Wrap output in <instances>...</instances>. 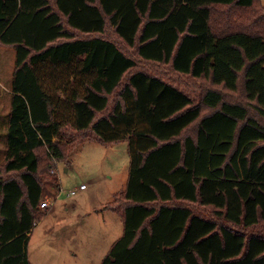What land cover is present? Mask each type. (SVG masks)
<instances>
[{
	"label": "trees",
	"instance_id": "obj_1",
	"mask_svg": "<svg viewBox=\"0 0 264 264\" xmlns=\"http://www.w3.org/2000/svg\"><path fill=\"white\" fill-rule=\"evenodd\" d=\"M0 45L16 52L0 264H32L60 163L124 141L106 205L124 232L102 264H264L263 0H0Z\"/></svg>",
	"mask_w": 264,
	"mask_h": 264
},
{
	"label": "rangeland",
	"instance_id": "obj_2",
	"mask_svg": "<svg viewBox=\"0 0 264 264\" xmlns=\"http://www.w3.org/2000/svg\"><path fill=\"white\" fill-rule=\"evenodd\" d=\"M15 62V50L0 45V163L6 155L4 136ZM200 92L194 90L192 93L196 96ZM129 171L127 141L109 147L89 142L72 154L68 164L60 163L57 180L61 192L57 194L54 184L48 185L50 189L45 196L53 206L47 212L40 210L44 216L36 224L29 245L31 263L102 264L114 243L122 237L124 225L120 216L112 211L91 210L111 202L124 179L127 187ZM82 184L88 190L82 192ZM71 191L76 195H71Z\"/></svg>",
	"mask_w": 264,
	"mask_h": 264
},
{
	"label": "built area",
	"instance_id": "obj_3",
	"mask_svg": "<svg viewBox=\"0 0 264 264\" xmlns=\"http://www.w3.org/2000/svg\"><path fill=\"white\" fill-rule=\"evenodd\" d=\"M86 189V186L85 185H82L81 186V190H85ZM69 194V193H68ZM60 195V194H59ZM71 195H76V192L75 191H71ZM53 206V202L52 201H49L48 199H44L42 200V202L40 203V206H39V209L43 212H47L51 207Z\"/></svg>",
	"mask_w": 264,
	"mask_h": 264
},
{
	"label": "crops",
	"instance_id": "obj_4",
	"mask_svg": "<svg viewBox=\"0 0 264 264\" xmlns=\"http://www.w3.org/2000/svg\"><path fill=\"white\" fill-rule=\"evenodd\" d=\"M82 185H83V184H82ZM115 188H116V187H115ZM123 188L126 189V187H125V179L123 180L122 188L120 189V191H119L118 193H115V196H116L117 194L123 192ZM125 189H124V190H125ZM86 190H88V189L86 188L85 190H82V192H83V191H86ZM74 196H75V195H74ZM114 198H115V197H114ZM113 200H114V199H113ZM108 203H110V202H108ZM108 203H107V204H108ZM107 204H106V205H107ZM106 205H103L100 209L95 208V209H92L91 211H96V212H98V210L101 211V212H102L103 210H105V211H110V210H107V209H106ZM92 213H93V212H90L89 214H92ZM121 221H122V220H121ZM33 232H34V231H33ZM33 232H32V234H33ZM31 238H32V235H31ZM31 238H30V242H31Z\"/></svg>",
	"mask_w": 264,
	"mask_h": 264
}]
</instances>
